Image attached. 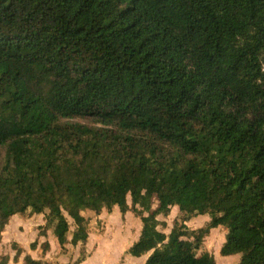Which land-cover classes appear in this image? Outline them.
Listing matches in <instances>:
<instances>
[{
  "label": "trees",
  "instance_id": "obj_1",
  "mask_svg": "<svg viewBox=\"0 0 264 264\" xmlns=\"http://www.w3.org/2000/svg\"><path fill=\"white\" fill-rule=\"evenodd\" d=\"M115 206L141 218L131 254L167 242L146 264H216L193 242L220 226L221 256L264 264V0H0V242L46 211L79 264Z\"/></svg>",
  "mask_w": 264,
  "mask_h": 264
},
{
  "label": "crops",
  "instance_id": "obj_2",
  "mask_svg": "<svg viewBox=\"0 0 264 264\" xmlns=\"http://www.w3.org/2000/svg\"><path fill=\"white\" fill-rule=\"evenodd\" d=\"M127 204L132 206L129 197ZM156 205L155 201L153 207ZM46 214V211L31 217L16 214L10 218L1 234L0 242V256L5 257V264H24L26 255L42 264H75L81 256L82 245L77 241L72 220L69 219L71 226L67 235L58 239L54 234L57 219H48ZM179 214L178 206H172L168 216H158V221L165 223V226H159L158 230L169 235L173 222L179 221ZM199 216L202 217L197 220L194 217L185 225L191 229L196 224H205L210 220L207 215ZM141 230V218L130 210L123 212L118 206L113 207L111 211L103 209L100 213L89 214V234L83 246L85 255L79 264H146L149 255L167 248V242L143 255H133L130 248L138 241ZM217 230L224 233L223 237H220L221 234L213 236ZM209 235L217 239V248L220 250L225 243L227 229L220 226L212 229L205 238ZM18 251L20 254L16 260ZM223 257L221 262L216 258V264H238L240 260V255Z\"/></svg>",
  "mask_w": 264,
  "mask_h": 264
},
{
  "label": "rangeland",
  "instance_id": "obj_3",
  "mask_svg": "<svg viewBox=\"0 0 264 264\" xmlns=\"http://www.w3.org/2000/svg\"><path fill=\"white\" fill-rule=\"evenodd\" d=\"M200 217H202V216H198V217H196L194 219L197 220V219H200ZM178 218H179V216H178ZM179 221L173 222L172 231L175 229V226H176L177 223H179ZM203 225L204 224H196V226H192L191 229H197L199 227H202ZM218 234L219 235L221 234L220 237H223L224 233H221L220 230H217L213 236L216 237ZM227 234H228V230H227ZM214 237H211L209 235V237L203 239L202 241L195 240L193 242V245L196 248L195 252H196L197 256L200 257L201 255L209 254V255H212L214 257L215 261H216V258H217V259H219V262H221V258H224V257L220 256V253H219L220 250H218L217 243H216L217 239H214ZM226 241H227V235H226L225 242ZM222 262L226 263V261H222Z\"/></svg>",
  "mask_w": 264,
  "mask_h": 264
}]
</instances>
